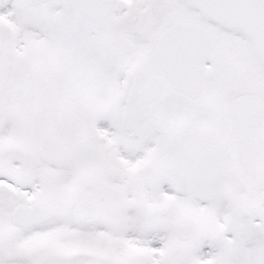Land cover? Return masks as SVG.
Here are the masks:
<instances>
[{
    "label": "snow or ice",
    "instance_id": "obj_1",
    "mask_svg": "<svg viewBox=\"0 0 264 264\" xmlns=\"http://www.w3.org/2000/svg\"><path fill=\"white\" fill-rule=\"evenodd\" d=\"M0 264H264V0H0Z\"/></svg>",
    "mask_w": 264,
    "mask_h": 264
}]
</instances>
